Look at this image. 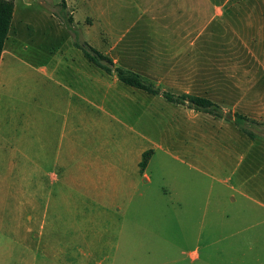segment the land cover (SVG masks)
Returning a JSON list of instances; mask_svg holds the SVG:
<instances>
[{"label": "rangeland", "instance_id": "obj_1", "mask_svg": "<svg viewBox=\"0 0 264 264\" xmlns=\"http://www.w3.org/2000/svg\"><path fill=\"white\" fill-rule=\"evenodd\" d=\"M256 1L261 5L241 6L239 15L251 9L257 31L243 28L242 17L228 12L232 3L223 18L204 25L201 17L211 16L208 3L201 15L192 13V22L185 20L188 0H65L64 15L75 19L69 24L58 17L59 0L14 1L0 61V264H264V0ZM178 7L184 16L177 23ZM176 27L187 38L200 28L196 46L207 41L213 58L228 61V100L221 103L229 113L227 127L204 123L208 116L195 109L188 115L185 104L179 108L152 95L141 99L144 91L120 81L115 87L112 76L94 68L76 45L86 42L109 56L118 37L124 43L138 33ZM243 32L245 44L238 38ZM81 64L89 65L83 70L93 74L88 85L101 91L98 101L106 93L103 106L113 116L86 103L96 128L111 132L126 155L132 144L150 151L144 167L149 182L138 175L132 183L126 177L99 189L75 174L77 153L87 146L78 136L93 129L85 120L67 142L60 137L62 116L45 108L50 96L66 94L50 76L70 81L82 73L75 70ZM235 112L246 117L244 127L254 138L233 124ZM45 113L55 137V148L46 153L29 146L39 143L28 130L29 120L37 130L45 128ZM184 117L196 122L195 156L176 151L182 141L194 143L187 135L176 140L175 122ZM67 144L74 151L64 174L53 162L65 156Z\"/></svg>", "mask_w": 264, "mask_h": 264}, {"label": "crops", "instance_id": "obj_2", "mask_svg": "<svg viewBox=\"0 0 264 264\" xmlns=\"http://www.w3.org/2000/svg\"><path fill=\"white\" fill-rule=\"evenodd\" d=\"M256 2L255 0H188V4L191 9L189 11V17L185 20L192 22L197 21L195 16L193 18L192 13L198 12V14L201 15L202 12L204 13L201 5H206V3H208L211 7V16L208 18L206 15H204L205 17H201V21L203 22L202 24L207 25V23L214 19L223 18L225 15V7L232 3L228 12L233 13V17L238 16V19H241L240 17H242V21H245V26H243V28L257 31L259 24L257 26L256 21L258 22V20L255 16H253V11L251 9L249 11L245 10L242 15H239V7L242 6L249 8L255 5H261V2ZM196 6L198 10L195 8ZM250 11L252 13H250ZM176 13L178 17L175 22H181L182 16H184L183 9L178 7V9H176ZM72 18L75 20L73 15ZM164 22H166V20H164ZM176 29L161 30L153 33L152 35L148 33L143 36L141 33H138L136 36L134 35L130 38L133 39L132 41H128L130 39H127L124 43H122V37H118L114 40L113 44L110 45L108 57L112 60L115 66L137 72L143 78L154 83L162 91H168L175 95L191 94L202 96L215 103H219L220 105H218L224 112L228 111L224 110L222 107L223 105L221 104L222 102L224 103V101L228 100V61L223 62L224 58H213V51L208 48L207 41L206 45L198 46L201 48L196 46V41L198 37H200L199 32L202 31L200 28L199 30L195 29V34L189 31L190 38L182 35L181 30L177 27ZM138 37L141 39H137ZM238 38L245 44L244 41L247 38L245 36V32L240 34ZM129 42L132 46L134 44L138 45V48L128 47L127 44ZM183 43L185 45H182ZM144 44L148 47V51ZM129 56H131V58ZM127 59L130 60L128 61ZM214 59L220 61L214 62ZM86 66L89 65L81 64L78 66L79 68L76 67L75 70H82V73L79 72V74L76 75L77 77L70 81H65L63 78L61 81L56 80L55 77L50 76L51 81L54 82L58 88L66 91V94H59L54 97L46 94L47 96H50L49 98L52 100V103L50 106L48 105V107L45 108V111H50L53 114L62 116L61 138L66 135L67 142H70V134L74 132L75 129H79L80 125H82L80 127H84V123H86V121L89 123L87 124L88 127L93 129L92 135L89 134L90 136L82 139L78 136L79 141L87 146L82 148L81 153H77L76 160L74 162L76 166L75 174L79 175V178L82 180L89 182L93 188L98 186L99 189L102 187L103 182H109L112 186H116L121 178L126 177H128V180L132 183L134 179L136 181V176L138 175L145 182H149V176L144 169L140 171L139 167L142 153L145 152L146 149L141 145L132 144L127 150V156L124 150L126 149L124 147L125 145L114 139L111 132L103 134L96 128V124L94 123L95 121L86 108V103L94 104L98 111L104 116L109 115L111 118L113 116L110 115L103 106L106 93L102 94L100 101L96 100V97L101 91L96 87V85H94V88H92L93 86L91 87L88 85L86 77L93 79V74L83 72V70L86 69ZM68 67L69 65H66V69H69ZM94 68L99 71L102 70L96 65H94ZM54 69L56 70L57 68L55 67ZM96 75L100 76V73H97ZM110 75L112 76V85L117 87V82L119 80L113 73ZM64 78L70 79L68 77ZM94 81H99V77H95ZM149 95L164 99V97L160 94H150L147 92H145V94H140V97L141 99L144 98L147 100ZM176 105L179 108L180 106H185L183 104ZM185 107L189 108L188 106ZM143 108L148 109L149 105L146 103L143 107L142 104L139 110L140 115L143 114ZM187 110V114L189 115L194 109L189 108ZM176 113L181 116V111H176ZM197 113L199 115L208 116L203 119L204 123L212 122V120H214L220 121L222 124H225V126L228 125V122L224 118L215 117L202 111H197ZM45 116H47L43 122L45 128L37 130L29 120L28 130L30 138L35 139L39 143V146H34L33 143H30L29 146L34 147V149H36V147L39 149L42 147L46 153V151L49 152L55 148V137L53 135L54 130L52 128L53 120L46 113ZM184 118L186 119L183 122L180 120H176L175 122L177 125L176 136H178L176 140L187 135L185 138H194V143L191 146L186 140L184 142L182 141L180 145L176 146V151L183 152L188 157L191 155L195 156V136L197 131L196 122L195 120H191V118ZM91 121L93 122L91 123ZM56 132L57 129L55 134ZM94 139L99 141L98 146L93 145ZM68 145L69 144H67L65 156L63 157L58 154L53 162L54 165L59 168V171L64 174H68L70 164L69 155L70 152L72 153L74 151L70 150ZM173 157L176 160H179L180 163L188 166V169H196L194 162L192 163L187 161L185 157L180 156L179 154H176V156ZM51 176L54 180L57 179L55 173H52ZM113 195L115 198L119 196L117 191L114 192ZM115 208L118 212L121 211V208L118 206ZM195 259H198V255Z\"/></svg>", "mask_w": 264, "mask_h": 264}, {"label": "trees", "instance_id": "obj_3", "mask_svg": "<svg viewBox=\"0 0 264 264\" xmlns=\"http://www.w3.org/2000/svg\"><path fill=\"white\" fill-rule=\"evenodd\" d=\"M14 1L15 0H0V59L1 54L4 48L5 40L8 36L12 18H13V11H14ZM59 13L58 17L67 23H71L72 17L65 16L64 10L66 8L65 0H59ZM76 45L82 49L84 56L88 59L89 62L93 63L100 69H102L106 73H113L116 78L133 88L145 91L150 94H160L166 99L168 102L174 104H185L189 108H193L197 111H202L208 114H211L215 117H221L228 119L229 113L224 112L222 108L215 102L198 95H191V94H180L175 95L168 91H162L159 87H157L151 81L143 78L140 74L135 71L124 69L119 66H115L112 60L105 54L101 53L100 51L96 50L88 43L83 42L82 44L76 43ZM233 114V124L243 132V134L248 135L250 138H254L252 132L244 127V121L246 117L239 114V113H232ZM150 151H145L142 153L141 160L139 162L140 171L144 169L146 166Z\"/></svg>", "mask_w": 264, "mask_h": 264}]
</instances>
